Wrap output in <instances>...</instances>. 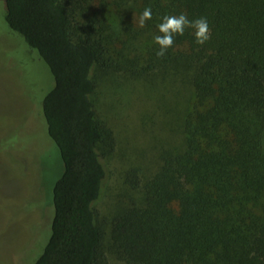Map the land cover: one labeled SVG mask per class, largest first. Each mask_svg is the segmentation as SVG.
I'll return each instance as SVG.
<instances>
[{
    "label": "trees",
    "instance_id": "obj_1",
    "mask_svg": "<svg viewBox=\"0 0 264 264\" xmlns=\"http://www.w3.org/2000/svg\"><path fill=\"white\" fill-rule=\"evenodd\" d=\"M182 13L206 18L210 39L198 45L186 28L158 57V25ZM5 20L53 75L39 102L64 164L33 264H108L95 208L114 144L93 101L103 66L140 77L180 67L193 92L182 147L112 222L118 258L264 264V0H6Z\"/></svg>",
    "mask_w": 264,
    "mask_h": 264
},
{
    "label": "rangeland",
    "instance_id": "obj_2",
    "mask_svg": "<svg viewBox=\"0 0 264 264\" xmlns=\"http://www.w3.org/2000/svg\"><path fill=\"white\" fill-rule=\"evenodd\" d=\"M5 14L6 0H0V264H33L50 227L53 187L64 164L39 102L54 85L53 75ZM178 68L142 77L113 66L93 72L95 109L114 143L103 156L107 176L95 202L108 264H123L113 249L114 218L143 201V186L164 153L183 145L193 92L189 72Z\"/></svg>",
    "mask_w": 264,
    "mask_h": 264
},
{
    "label": "clouds",
    "instance_id": "obj_3",
    "mask_svg": "<svg viewBox=\"0 0 264 264\" xmlns=\"http://www.w3.org/2000/svg\"><path fill=\"white\" fill-rule=\"evenodd\" d=\"M152 18L151 8H145L139 18V26L144 27L145 22ZM186 28L193 29L195 42L198 45H203L210 39V29L206 18H198L189 20L186 14L166 15L163 17V22L158 25L159 33L154 37L155 43L159 45V50L156 52L158 57L166 55L167 49L174 44V37L183 35Z\"/></svg>",
    "mask_w": 264,
    "mask_h": 264
}]
</instances>
